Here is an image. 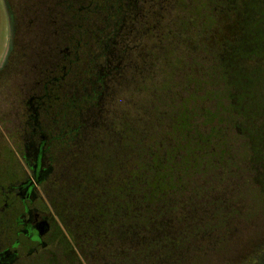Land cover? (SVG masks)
<instances>
[{
    "label": "trees",
    "instance_id": "trees-1",
    "mask_svg": "<svg viewBox=\"0 0 264 264\" xmlns=\"http://www.w3.org/2000/svg\"><path fill=\"white\" fill-rule=\"evenodd\" d=\"M86 1L88 0L47 1L46 6L50 13L56 11L53 18L56 22L58 19L60 32H72L71 39H65L68 47L64 48L74 52V59L73 64L68 65L66 70L59 69L55 87L49 84L40 87L43 98L32 109L40 113L41 122L47 125V134H39L40 128L33 125L27 127L26 135L29 134L37 140L46 137L44 153L55 174L48 180L45 197L59 226L56 243L48 241V250L33 258H29L28 252L24 253V259L16 264H24L23 261H26L25 264H78L81 262L80 257L87 260L88 264L198 263L199 260L188 258L203 259L200 249L178 245L186 233L167 227L165 218L167 213H177L184 209L185 205V208H189L192 200L194 202L198 198L199 195H185L186 191H190L186 190V186L199 175V171L207 172L208 169L200 164L194 165L193 161H183L184 152L180 151L186 146L196 155L199 146L208 145L209 139L199 135L197 138L187 139L184 144L161 142V146H148L134 155L130 148L132 145H129L134 138L133 126L123 125L126 117L115 119V122L110 124L105 123V116L113 113L110 108L105 109L103 104L99 105L100 99L95 93L97 87L88 85L89 78L92 77L91 71L88 70V73L84 74L80 65L86 55L82 52L91 50L88 41L83 42L88 36L84 34L82 25L89 14L102 23L105 15L102 19L101 13L105 14L114 0H101L100 8L90 7L89 3L86 6ZM228 3L224 6H228L235 14L238 31L231 40L221 43L220 72L227 87L234 92V96H231L236 100V115L247 120L249 116L245 117V105L243 106L237 97L244 95L248 101L253 100L255 90L251 87L260 76L261 89H264V40L258 43L256 34L250 36L251 28L254 33H258L257 27L261 26L264 0H229ZM13 23V15L10 13L11 29ZM106 28L108 31L107 26ZM97 39L94 38V43ZM115 42L116 38L109 36L97 42L95 50L109 53L115 47ZM111 73L113 71L106 73L105 79L109 84L104 87L103 101L106 100L114 80ZM261 100V109L264 110L263 94ZM71 116L75 118V126ZM111 117L113 118V115ZM261 117L264 118V112ZM176 120L173 119L175 124L172 130L178 126ZM43 123L41 129L44 127ZM186 123L191 130H196L194 124L189 121ZM263 125L264 121L261 122V127ZM116 137L118 141H115ZM181 147L183 149H180ZM143 151L148 161L142 159L140 152ZM161 151L164 153L161 154ZM20 152L23 154L22 149ZM108 152L113 155L107 156ZM11 153L9 148L0 150V191L13 170L14 159L10 156ZM200 154L198 152L199 160L210 161L209 154L203 157ZM185 157L187 160L191 158ZM261 159V164L256 163L263 177V181L259 180V186L264 196V156ZM183 165L185 166L182 167ZM201 196L203 199L209 198L208 195ZM2 197L0 195V253L7 249L13 240L14 224V218L6 220L7 210L2 211L6 208ZM203 229L191 231L190 234L194 236L189 239L199 240L195 238V234L205 236L209 230ZM204 236H201V239ZM179 254L181 258H178Z\"/></svg>",
    "mask_w": 264,
    "mask_h": 264
},
{
    "label": "rangeland",
    "instance_id": "rangeland-1",
    "mask_svg": "<svg viewBox=\"0 0 264 264\" xmlns=\"http://www.w3.org/2000/svg\"><path fill=\"white\" fill-rule=\"evenodd\" d=\"M47 1L49 0H6L14 19L11 29L4 2L0 0V68L8 62L6 71L0 75V139L19 155L22 152L21 148L18 150V134L13 130L17 126V114L22 111L27 114L26 103L32 97L42 95L38 84L42 71L53 70L57 53L55 51L68 47L65 40L67 35L65 31L60 32L58 19L56 22L53 18L56 11L50 13L46 6ZM161 1L164 2L162 6L155 3L153 16L164 15L169 22L165 25L173 28L172 31L179 30V22L184 21L183 35L181 38L170 35V38L164 40L163 24L157 26L155 23L153 36L143 42L144 46L149 44L148 49L152 58L154 57L155 66L149 69V73L137 79L131 71L124 73L123 77L113 71L111 76L114 80L107 92L108 96L104 101L100 99L99 105L103 104L105 109L110 108L113 113V118L111 114L105 116V123L110 124L115 119L126 117L123 125L133 126L134 138L129 145H132L130 148L134 155L148 146H161V142L184 144L187 139L197 138L199 135L209 139L207 144L209 150H212V154L208 153L210 167L207 172L204 171L205 174L190 180L186 186V190L190 191H186L185 195H194V191L203 190L204 195L210 197V203L207 204L208 199L199 195L196 203L192 200V204L188 206L193 208L195 205V208L201 209L220 208L222 215L217 220L229 216L230 209L235 211V214L228 217L227 223L212 221L214 224L218 222L217 225L222 228L214 231L211 229L205 236L202 235L213 240L224 238L231 245L228 246L227 242L225 246H212L203 238L200 243L197 240L191 245H185L186 242H181L184 237L178 245H195L200 249L201 256L206 257L199 263L192 261L188 264H241L258 246L264 248V196L260 193L259 186V180L263 181V177L257 167V163L261 164L264 156V125L261 127V122L264 121L261 117L264 112L261 109V94L264 95V89H261V76L251 87L256 92H253V100L248 101L244 95L237 97L245 105V117L249 116L247 120L243 119L236 115L237 110L234 111L236 100L231 96H234V92L227 87L220 72L221 43L231 40L238 31L235 14L228 6H224L229 4V0H199L197 8L193 6L194 0ZM84 5L87 6L88 1ZM191 14L200 17L198 23L187 24L188 20L185 18ZM154 21L157 22L156 19ZM82 28L86 30V24ZM105 31L104 28L102 32ZM257 31L258 33H254L251 28L250 36L256 34L258 43H262L263 15ZM103 33L97 42L102 40ZM87 41L91 51H83L82 54L85 53L86 56L96 53L95 47L98 46L94 39L87 37L83 42ZM164 52L170 54L166 53L164 57ZM155 57H160V67L157 66ZM83 72L88 73L87 69ZM71 118L74 123L75 118ZM175 118L178 126L172 130ZM186 121L194 124L197 131L191 130ZM115 141H118V137ZM110 145L113 146L112 143ZM200 149L194 155L185 146L180 151L184 152L183 161H198ZM162 153L164 152L161 151ZM140 154L144 161L149 160L144 151ZM108 155L113 153L108 152ZM185 156L191 158L187 160ZM221 161L228 162V167L220 169ZM201 209L198 214H203ZM222 222H225L224 226ZM209 225L206 223V227ZM183 232L188 235L191 231L182 230L180 233ZM181 257L179 254L178 258ZM253 262L250 258L247 261L248 264Z\"/></svg>",
    "mask_w": 264,
    "mask_h": 264
},
{
    "label": "flooded vegetation",
    "instance_id": "flooded-vegetation-1",
    "mask_svg": "<svg viewBox=\"0 0 264 264\" xmlns=\"http://www.w3.org/2000/svg\"><path fill=\"white\" fill-rule=\"evenodd\" d=\"M88 3L90 7H101V0H88ZM155 3L158 6H162L164 2L161 0H114V3L109 4L106 13H101L102 19L103 15H105L102 23H99L97 19L92 18L90 14L88 15V19L83 23L84 25L86 24L87 28L84 31V34L91 39H94L95 37L99 38L106 26L108 27V31L103 33L102 39L109 36L116 38L115 47L109 53L107 52L104 54L99 50H95L96 53H90L87 56L85 55L87 58L83 57L82 62L80 63L82 70L87 69V71H91L92 77L89 78L88 85L97 87L95 93L98 95V99H105L104 87L109 84V81H107L105 77L106 73L109 71H116L119 77H123L124 73L131 71L137 79L139 76L141 77L143 74L149 73V69L155 66L153 60L154 57L152 58V53L148 49L149 44L146 43L144 46L143 43L144 41L147 42L150 39L149 37L153 36L155 23L157 26L163 24L162 28L163 30L165 29L162 32L164 40L170 38V35H176L178 38H181L183 35V29L185 27L182 29V26L185 25V22L180 21V29L172 31L173 28L170 29L165 25L166 22H169L166 21L167 19L164 15L153 16ZM199 4V0L193 1V6L195 8H197ZM89 12L92 13L90 10ZM155 19L157 22L154 21ZM185 19L188 20L187 24L190 25L198 23L200 17L197 15H190ZM65 33L67 35L66 39H71L72 32L67 31ZM55 52L57 53L54 60V69H46L42 71V77L40 76V80H38L40 87L48 84L51 87H55L58 82L59 69L66 70L68 65L70 66L73 64L74 52L72 50L69 48H62ZM166 53L170 54L169 52H164L163 56L166 55ZM155 59L157 66L160 67L162 63L159 62L160 57H155ZM7 66L8 62L0 68V75L6 71ZM167 66H169V64H167ZM42 98V96H37V98L32 97L26 103L27 108H29L27 114L23 111L17 114V126H14L13 130L14 133L18 134V150L19 148L23 150V154H20L21 156L15 152V149H11L6 142L0 139V150L9 148L12 152L10 156L14 159L12 162L13 170L10 172V176L8 175V179L0 191V195L3 196V202L6 207L2 211L7 210L6 220L10 221L14 218V224L12 225L13 240H11L12 242H10L8 248L0 253V264H16V262H20L21 259H24L22 255L27 252L30 254L29 258H33L41 254L43 251L48 250V241H54V243H56L55 238L57 237V227L59 226V222L45 197V189L49 182L48 180L55 174L53 166L49 162L47 155L44 153L46 137L43 136L42 139L37 140L30 137L29 134L26 135L27 127L33 125H38L40 128L39 134L41 132L44 135L47 134V125L46 123L41 122L40 113L32 111L33 107H35L37 102ZM32 121L34 123H32ZM42 123L44 127L41 129ZM199 147L201 148L199 152V154L201 153V157L207 156L209 152L212 154V150H209V145H201ZM193 163L194 165H203L204 168L210 167L208 165L209 162L203 159L196 160ZM219 163L221 164L220 169L228 167V162L224 163L221 161ZM229 166H232V164ZM203 174H205V172L199 171L198 176ZM194 195H204V191L199 189V192ZM209 199L210 197L207 200V204ZM212 206H215V203H212ZM200 209L201 208H184L177 213H167V218H165L167 227H170L172 230H187L192 232L200 231L203 227L204 231L211 229L214 231L222 228L217 225L218 222L216 224L212 223L213 220H217L218 216L222 215L219 210L220 208H202L201 210L203 214H198V210ZM229 211L230 217L235 214L233 213L235 212L234 210L230 209ZM229 216L227 215L224 219L217 221H226L227 223L229 222ZM206 223L210 224V229L206 227ZM222 224L224 226L225 222H222ZM226 230H228V226H226ZM192 236L194 235L185 234L184 238L186 240L183 239L181 242H186L187 244L185 245L195 243L198 239L190 240L189 238ZM201 236V234H195V238H199V243ZM202 238L207 241V243L210 242L212 246H216L217 244L225 246V243L227 242L228 246L231 245L230 241L226 242V239L224 238H219V240H213L211 238L206 240L204 237ZM191 247L196 246H189V248ZM249 258L254 260L252 264H264V248L261 249V245L258 246L257 249L248 256V259ZM80 259L81 262L78 264H88L87 260H84L82 257H80ZM188 259L199 260L198 263L202 260L200 257H189ZM248 259L241 264H248ZM224 261L225 260H223V262ZM23 263L25 264L26 261H23ZM68 264L70 263L68 262Z\"/></svg>",
    "mask_w": 264,
    "mask_h": 264
},
{
    "label": "water",
    "instance_id": "water-1",
    "mask_svg": "<svg viewBox=\"0 0 264 264\" xmlns=\"http://www.w3.org/2000/svg\"><path fill=\"white\" fill-rule=\"evenodd\" d=\"M3 2H4V5H5V8H6V10H7V14H8L9 21H10V13H9V10H8V5H7V3H6V0H3Z\"/></svg>",
    "mask_w": 264,
    "mask_h": 264
}]
</instances>
